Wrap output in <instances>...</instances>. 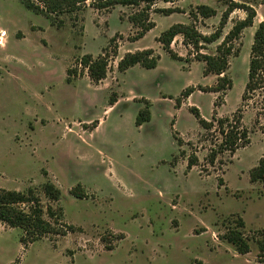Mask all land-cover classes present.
Returning a JSON list of instances; mask_svg holds the SVG:
<instances>
[{
  "label": "rangeland",
  "instance_id": "rangeland-1",
  "mask_svg": "<svg viewBox=\"0 0 264 264\" xmlns=\"http://www.w3.org/2000/svg\"><path fill=\"white\" fill-rule=\"evenodd\" d=\"M30 1L39 10L0 0V191L32 190L43 219L63 234L24 245V234L0 221V264H264V187L250 181L264 158V92L241 102L264 0H256L254 27L233 42L232 88L224 93L207 91L217 76L205 73L199 56L216 54L242 11L217 42L197 51L178 35L169 54L158 42L169 25L185 21L209 36L222 4L207 0L217 15L204 22L190 15L191 0L174 2L169 9L180 12L169 19L157 2L148 12L157 26L142 34L129 21L141 7ZM146 50L157 57L155 69L118 71L125 54ZM85 55L106 57L103 81L80 66ZM147 102L150 121L136 127ZM191 108L206 121L241 109L249 143L211 163L222 137L215 124L203 130ZM193 155L198 164L189 169ZM47 183L58 201L44 192ZM230 231L241 234L247 254L226 241Z\"/></svg>",
  "mask_w": 264,
  "mask_h": 264
},
{
  "label": "trees",
  "instance_id": "trees-1",
  "mask_svg": "<svg viewBox=\"0 0 264 264\" xmlns=\"http://www.w3.org/2000/svg\"><path fill=\"white\" fill-rule=\"evenodd\" d=\"M24 7L30 11L39 10L30 0H20ZM96 2V0H92ZM179 0H98L99 8L108 9L117 5L124 7H141L140 10L129 17L130 23L140 28L141 33L148 32L154 25L148 20V12L157 2L174 3ZM224 7L221 12L217 30L209 36L200 34L193 25L175 24L167 29L158 38L164 50L173 54L170 46L174 38L178 35L183 37L186 45H190L195 50L201 49V43L212 44L217 42L222 36V30L227 24L230 15L234 11H242L245 18L235 22L223 38L222 42L216 48L215 55H200L199 58L205 63V73L217 76V83L207 91L211 93H224L232 88V82L226 75L229 65V58L233 55V42L237 41L243 30L253 26L256 17V0H217ZM264 4V1H263ZM167 15L180 12L176 9L161 10ZM182 13V12H181ZM194 19H210L217 15V11L208 5H198L194 11H190ZM176 56V55H174ZM178 58L179 57H175ZM140 65L146 70H153L157 66V57L153 56L152 51L146 50L136 53H127L118 63V71L123 73L129 68ZM80 66L87 69L90 80L94 83L103 81L107 76L108 61L105 56L99 55L93 58L91 55H85L80 59ZM193 91L191 89L183 93L188 97ZM256 92H264V22L258 24L254 31L253 41L250 48L247 82L241 96L243 105L251 99ZM180 102L179 100L177 101ZM110 105L114 102L111 100ZM190 114L197 121L198 125L205 131L213 129L214 124L218 126L219 134L222 137L221 143L210 154L211 163L219 153H234L237 149L244 147L249 143L248 131L242 126V112L238 109L232 117L217 118L212 117L211 121L204 120L197 108H191ZM150 121V104L147 102L145 109L138 111L135 118V126L140 127ZM180 143V142H179ZM178 143V144H179ZM198 160L195 155L187 160V167L190 169L197 166ZM250 181L260 183L264 187V158L250 172ZM44 192L52 201L60 199V193L50 183L45 184ZM73 196L80 198V192L76 189L72 191ZM25 206L26 209H23ZM49 216H53L49 214ZM0 221L10 228L19 229L24 236L20 242L24 245L28 242H35L47 235H60L63 232L58 227H53L43 219V212L40 205V199L32 190L24 193L15 191H0ZM71 228L69 227L68 230ZM28 239V242L26 240ZM226 241L233 245L239 254H247L248 245L245 243L241 234L230 231L225 237Z\"/></svg>",
  "mask_w": 264,
  "mask_h": 264
},
{
  "label": "crops",
  "instance_id": "crops-1",
  "mask_svg": "<svg viewBox=\"0 0 264 264\" xmlns=\"http://www.w3.org/2000/svg\"><path fill=\"white\" fill-rule=\"evenodd\" d=\"M180 1H182V0H180ZM180 1H177V2H180ZM177 2H175V3H177ZM191 2H194L193 4L194 5H207V3H205V2H207V0H191ZM162 4H163V6H161L160 7V9L161 10H167V9H169L170 8V6H172L174 3H163V2H161ZM157 3H155L154 4V6L156 5ZM159 5V2H158V4H157V6ZM181 14H183V17H185V15H186V13L184 14V11H182V13ZM173 16H175V13H172V14H170L169 16H164L163 18L164 19H169V18H171V17H173ZM216 17V16H215ZM243 18L241 17L240 19H238V20H242ZM201 20V19H200ZM204 20V22H206L207 21V19H203ZM177 23H180V24H185V21L184 22H177ZM177 23H173V24H171V25H169L168 27H167V29H169L171 26H173L174 24H177ZM154 24V23H153ZM157 26V22L155 21V25H154V27H156ZM154 27H153V29H154ZM254 27V24H253V26L252 27H250V28H253ZM166 29V30H167ZM247 29H249V28H247ZM246 30V29H245Z\"/></svg>",
  "mask_w": 264,
  "mask_h": 264
}]
</instances>
